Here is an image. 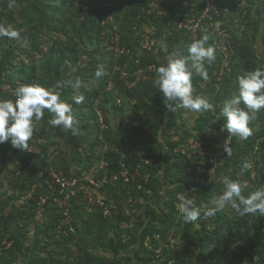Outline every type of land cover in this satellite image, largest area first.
Returning <instances> with one entry per match:
<instances>
[{"label":"rangeland","instance_id":"obj_1","mask_svg":"<svg viewBox=\"0 0 264 264\" xmlns=\"http://www.w3.org/2000/svg\"><path fill=\"white\" fill-rule=\"evenodd\" d=\"M172 1L0 0V23L11 25L21 36L19 41L0 38V66L8 65L5 71L0 69V86L15 83L20 75H35L45 83L56 72L63 82L79 78V94L99 91L100 106L96 110L102 113L105 124L99 128L91 121V131L72 136L48 125L46 113L44 120L34 124V144L41 143L36 151L22 152L7 142L0 145V259L11 258L8 251L18 240L17 264L49 256L61 264H109L116 260L122 264H264L250 249L261 241L264 216L240 217L230 207L212 217L204 215L223 191L225 176L240 180L245 185L244 195L264 188V116L259 118L264 108L249 125L253 135L243 141L228 135L219 115L224 100L237 90V78L264 67L258 55L264 25H255L249 19L250 29L243 36L232 32L241 47L249 40L252 52L246 58L250 61L247 70L237 56L230 69L221 72L216 61L215 71L205 65L207 80L193 78V94L208 98L213 110L196 114L178 108L172 112L153 85L156 68L166 63L169 54L187 55L192 41L172 29L168 8ZM226 23L217 29L225 31ZM205 32L210 34L208 44L216 52L220 45L219 41L215 44L217 34L205 26L198 38ZM122 35L131 38L132 49L122 44ZM24 37L28 39L26 47ZM162 40L168 45L167 52L159 49ZM147 55L155 56L156 64L144 66L140 59ZM98 65H103L107 74L96 81ZM64 88L68 93L60 89L62 98L70 100L74 90L67 85ZM136 90L138 96L131 98ZM90 111L77 105L73 115L79 125ZM156 121L159 128L151 129ZM139 125H143L145 134L126 140L124 129ZM225 145L232 150L230 156L224 152ZM148 147L159 151L164 169L158 174L157 194L149 191L145 197L137 191L150 178L144 157ZM110 152L118 153L122 164L130 156L141 161L128 181L107 170L104 163L108 164L106 155ZM54 174H60L68 184L63 193L53 182ZM130 189L136 193L127 199L123 192ZM181 196L201 208L200 218L192 222V246L181 236L185 223L179 212ZM100 203L110 211L108 216ZM149 207L156 212L153 217L146 214ZM167 212L173 213L171 222L164 223L161 216ZM22 213L28 219L25 223L20 219ZM10 214L19 222L4 227L1 217ZM53 215L57 216L55 223ZM239 219L247 223V234L235 243L217 246L212 234L215 228L226 223L236 230ZM145 227L161 231L163 240L147 241ZM112 238L127 245L117 256L107 247ZM169 253L173 259H169Z\"/></svg>","mask_w":264,"mask_h":264},{"label":"clouds","instance_id":"obj_2","mask_svg":"<svg viewBox=\"0 0 264 264\" xmlns=\"http://www.w3.org/2000/svg\"><path fill=\"white\" fill-rule=\"evenodd\" d=\"M9 7H12V3ZM0 38L19 41L21 36L11 25L0 23ZM209 39L205 32L188 44L187 55L169 54L166 63L156 68L153 85L158 89L168 110L174 112L183 108L196 114L213 110L214 106L208 98L193 94V78L207 80L205 65H211L216 59L214 47L208 44ZM23 44L28 46L27 37L23 38ZM159 49L167 52V43L160 41ZM106 74L103 65H98L94 78L99 81ZM237 81V90L230 99L224 100L219 115L225 121L223 128L228 135L243 141L253 135V128L249 125L257 118V112L264 108V67L246 72ZM65 85L74 90L72 103L62 98L61 91H58ZM81 87L79 78L57 83L53 87L24 84L15 90V99L0 98V145L7 142L13 149L28 152V142L35 132L34 124L44 120L46 113L47 123L52 128H59L72 136L79 135L78 122L73 115V103L79 105L84 102V95L78 91ZM224 152L229 156L232 154L227 145ZM243 167L247 168L248 165ZM222 183L223 191L207 207L204 212L206 217L214 216L225 207H230L240 217L264 216V188L244 195L245 185L240 180L225 176ZM179 199V212L184 222H196L201 216V208L191 199L183 196Z\"/></svg>","mask_w":264,"mask_h":264},{"label":"trees","instance_id":"obj_3","mask_svg":"<svg viewBox=\"0 0 264 264\" xmlns=\"http://www.w3.org/2000/svg\"><path fill=\"white\" fill-rule=\"evenodd\" d=\"M249 5L252 6L253 8V14L255 15L256 18L255 19L256 22L254 21L253 24H257L260 22H264V0H248ZM188 2L186 0H173L170 4H169V9H170V19H182V15L186 14V9L188 8ZM252 12H249V15L251 16ZM249 16V17H250ZM171 28V27H170ZM171 30V29H170ZM173 33V32H172ZM121 42L122 44H125L126 46H128L129 48H133V45H131V38L127 35H122L121 37ZM249 40L247 39L246 41H244L243 45L244 46H240V43H237L236 46V53L234 55V60L236 59L237 56H241V60H242V66L247 70L249 67V63L250 61H248L246 58L248 56V54H251L252 50L250 45L248 44ZM249 45V46H248ZM185 50V49H184ZM182 52H184L182 50ZM186 52V50H185ZM161 54V53H160ZM141 63L144 66H150L152 64H156V57L155 56H151V55H147L144 57H141ZM217 58L215 59V61L211 64L208 65V69L210 70H216L215 64H216ZM3 65V64H2ZM8 68L7 63H5V65H3L2 67L0 66V69L2 71H5ZM54 73V72H53ZM57 73V72H56ZM53 74V79H49L46 83L45 81H43V78L39 79L37 76L32 75V76H18L17 80H20L22 82H24L25 84H40L42 86L45 87H53L54 85H56L57 83L63 82L62 80H60V73L57 74ZM44 75V74H43ZM16 80V79H15ZM16 80V81H17ZM13 84H15L13 82ZM66 87V85H65ZM68 93L67 88H63V93ZM138 92L139 90L134 91L131 94V98H134L135 96H138ZM65 95V94H64ZM99 91L97 90H86V93L84 95L85 100L84 102L81 104V106H86V109H90L91 111L89 113H87L88 115L85 114V116L83 117L84 122L79 125L78 124V128H79V134L85 132L86 130L91 131L90 129H88L89 127V123L91 121L96 123V126L100 128V124L98 121V117L96 114V108L98 109V105L99 102L97 104V99L99 98ZM67 102L72 103V100H67ZM141 102L143 103V106H147V103L144 99L141 100ZM100 106V105H99ZM77 107L76 104L73 103V113L75 111V108ZM151 109L156 110V112L161 113L162 111L155 108V107H151ZM264 116L263 113H259V118L262 119V117ZM158 118H161L160 115H158ZM77 121V117L74 118ZM108 120V118H107ZM106 120V122L108 123V121ZM78 122V121H77ZM160 126V122L156 121V123H151L150 128L151 129H158ZM264 127H261V131H263ZM86 133V132H85ZM124 133H125V139L129 140V141H133L135 135L137 134H141L144 135V129H143V125H139L137 127H132V128H126L124 129ZM118 147L120 148V150H123L121 148V144H120V140H116ZM144 157L146 158V160L148 161V163L145 165L149 174H150V178L148 179L147 182H142L143 187L141 188V190L137 191L139 196H145L147 197V192L152 191L155 194H157L158 192V187L156 186V184H158L160 182V179L158 177V174L164 169L163 166V160L162 157L159 153V151L156 149V147H148L145 149V153H144ZM106 160L108 161V167L107 170L109 171L110 174H116V175H120L122 172V167H121V160L119 158L118 153L116 152H110L106 155ZM124 165L127 169H129L131 174H134L135 169L137 167H139L141 165V161L135 157V156H130L127 157L126 159H124ZM128 192H130V194H128ZM124 195L125 198H129L130 195H135L136 190L135 189H130V190H124ZM172 208H174L172 206ZM155 210L152 209L151 207L148 208V210L146 211L147 216H154L155 215ZM173 214V213H172ZM172 214L171 213H164L161 216V219L164 223L167 222H171V218H172ZM149 217V216H148ZM122 218V217H121ZM21 221L22 222H27V216L25 213L21 214ZM1 220L3 222L4 227H8L10 225H12L13 222H19L17 221V217L13 214H10L7 217H1ZM57 221V216L53 215L52 216V222H56ZM49 228L45 229V233H47ZM233 225L231 224H227L226 223H220L216 228L215 231L212 233L213 236H215L216 241H217V246H221V245H226V244H232L237 242L238 240L242 239L248 232V228H247V223L243 220V219H239L237 221V225H236V230H233ZM262 229V228H261ZM192 223H184L182 230H181V236H182V240L185 242V244L192 246L194 244V239L191 237V233H192ZM154 233H160L161 237H162V233L161 231H151L148 228H144V235H149V234H154ZM260 237H261V241L259 244H252L250 245V249L252 254L257 255L258 257H261L262 262L264 263V234L261 230V232L259 233ZM164 237H162L163 240ZM16 245H12V249L10 251H8L11 256V258L9 259H0V264H17L18 260L17 257V249L19 247L18 245V240H16ZM154 242L157 243V241L154 239ZM108 249L110 252L113 253L114 256L119 255V251L124 249L125 247H127V245L125 243H122V241H120L119 239L116 238H112L109 243H108ZM46 248V247H43ZM171 252V251H170ZM175 252V251H174ZM169 259H173L171 258V255L169 253ZM31 261L28 264H61L59 261H57L56 259L52 258V257H48L45 259H30ZM109 264H122L121 261L116 260L112 263Z\"/></svg>","mask_w":264,"mask_h":264},{"label":"built area","instance_id":"obj_4","mask_svg":"<svg viewBox=\"0 0 264 264\" xmlns=\"http://www.w3.org/2000/svg\"><path fill=\"white\" fill-rule=\"evenodd\" d=\"M188 2V8L186 9L187 17L182 19H171L170 25L172 29L176 32L181 31L190 37L191 40L197 39L199 36V32L205 26L212 28L213 33L217 34V38L215 39V44L217 45L218 41L220 43L219 46L216 47L215 55L217 56V67L221 72L230 69V64L234 58L237 42L235 37H233L232 32H236L238 37V32L240 35L243 34L250 29L251 24L248 23L249 19L254 20L258 19L253 14V8L249 5L248 0H186ZM251 13V16L249 15ZM250 16V17H249ZM226 23L227 29L224 31H219L218 28H222V24ZM259 26L264 25V22L258 23ZM169 25V27H171ZM210 35V34H209ZM212 35V33H211ZM119 40V37H117ZM261 53L258 55L261 57V61H264V39L260 42ZM125 52V49L122 53ZM257 52V48H256ZM25 83L17 80L15 84L11 85H2L0 86V98H8L15 99V90L24 85ZM113 85L109 84V88L112 89ZM60 91V90H58ZM62 94V92H61ZM98 104V99H97ZM117 105L121 107L120 101H117ZM96 114L98 117L99 124L102 128H104V118L101 112L96 110ZM39 142V141H38ZM35 143V139L31 138L28 143L32 145L28 148V151L33 153L37 150L38 146L41 143ZM35 145V146H34ZM148 163V161L146 162ZM104 165H108L104 163ZM122 172L120 175L126 177V181H128V175L131 174L129 169H127L124 163H121ZM53 182L57 186V190L62 193L65 191L66 186L68 185L65 179L59 174L53 175ZM100 207H102L104 214L108 216L110 211L105 207L104 203H100ZM264 232V229H263ZM151 238L155 240H160L162 237L160 233H155L152 235H148L146 238L147 241Z\"/></svg>","mask_w":264,"mask_h":264}]
</instances>
